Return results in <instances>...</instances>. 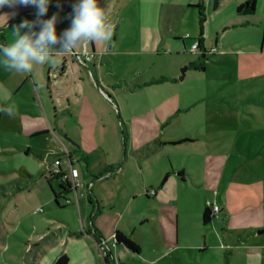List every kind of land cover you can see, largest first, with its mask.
<instances>
[{"label": "rangeland", "instance_id": "1", "mask_svg": "<svg viewBox=\"0 0 264 264\" xmlns=\"http://www.w3.org/2000/svg\"><path fill=\"white\" fill-rule=\"evenodd\" d=\"M196 1L105 0V10L117 15L116 22L111 39L103 43L104 50L92 59L99 84L117 104V124L102 146L97 140H88L95 149L90 169L75 164L84 193L78 207L64 206L60 197L55 205L53 192L59 195L60 182L46 180L55 158L60 157L61 168L68 172L67 153L76 158L73 144L57 131L52 133V124L47 123V134L33 136L25 133L26 122L16 111L13 116L0 114V126L6 129L0 130V264H53L57 255L67 250L70 264H102L108 247L117 264H171L175 260L224 264V250L219 246L233 243L223 240L220 227L210 222L202 228L199 220L209 202L222 207V215L231 209L227 206V187L222 186L225 172L216 195L195 185L188 174L167 183L156 199L151 193L148 199L144 195L145 187L156 188V180L146 176L147 166L154 169L159 166L157 158L162 160L167 155L183 160L187 167L189 156L200 146L185 142L162 148L161 141L168 137H195L212 131L232 134L236 150L239 137L245 135L249 142L254 137L264 144V0L256 1L251 14L237 13L234 0H220L216 11L213 0H202L200 8L192 6ZM51 5L52 16H57L56 27L62 31L69 28L60 2ZM201 35L203 48L192 49L191 44ZM90 61L86 62L88 67ZM106 84L113 93L105 90ZM31 97L27 94L21 101L31 102ZM33 99L41 101V91H34ZM141 120L145 126L140 125ZM237 155L228 153L226 167L242 162ZM105 165L113 171L106 175L110 180L103 181V177L88 190L86 185ZM229 177L228 182L237 179L235 174ZM88 195L95 204L91 220L103 239L101 244L83 233L88 228L95 233L87 218ZM232 195L234 210L251 203L248 193ZM65 197L72 198V193ZM38 208L42 212L34 214ZM164 208L176 219L165 216L170 228H176L177 244L169 252L157 219ZM118 219V228L143 248L142 254L113 247L112 225ZM144 219L148 221L142 222ZM235 236L231 231L229 237ZM197 245H204L207 251L195 263L190 255L197 256V251L190 250ZM240 251H245L242 246L233 249V255L227 256L229 261L239 264L243 258L236 255Z\"/></svg>", "mask_w": 264, "mask_h": 264}, {"label": "crops", "instance_id": "2", "mask_svg": "<svg viewBox=\"0 0 264 264\" xmlns=\"http://www.w3.org/2000/svg\"><path fill=\"white\" fill-rule=\"evenodd\" d=\"M56 1L62 2L67 8V10L63 9L60 4L63 17L67 23L71 25V20L74 15L73 6L77 4L79 0H49L48 6L50 11H47V13L40 19L45 20L44 17H46L47 20L52 17L51 7L53 8V6L51 4ZM234 1V7L236 10V7L240 3L251 0ZM253 1L255 7L257 0ZM97 2L101 8L107 9V3L105 0H97ZM219 4L218 7L213 10L216 11L219 8ZM36 11L37 9L31 5L3 7L0 12V45L11 44L16 38L13 27L19 25L20 22L25 19L29 21L36 20ZM114 14L115 13L109 14V20L113 25L115 24L117 17V15ZM179 19H182V14L179 15ZM36 30H39V25H37ZM2 31L6 32L3 33ZM24 31H26V29L21 30L22 34ZM56 33L57 36L60 37L63 31L56 27ZM198 38H201V46L203 48L204 38L202 35ZM197 39L196 42L198 41ZM103 43L104 42H90L88 43L89 47H87V44L77 47L71 53H57L55 59L58 62L55 65L47 63L37 65L34 66L33 72L28 74L9 72L6 71L2 65H0V108L7 107L6 105L15 106V111L19 113V117L26 122V134L30 133L33 134V136L47 134L49 132L47 123L52 124L53 130H51V132L54 133L57 131L61 136L65 137L73 144L74 148L71 150L76 152V163H82V165H84L87 169H90L92 162L91 154L95 151L88 140H97L100 146H102L106 136L110 134L117 124L115 117V113H117V104L115 105L114 98L110 94L107 95L104 93L102 85L99 84L101 80L99 81L94 60L92 59L90 61L91 67H88L86 65L87 63H81L74 54H81L85 49L95 55L96 52L104 50L103 47L105 45ZM54 47L58 49L59 44ZM51 74H55V77ZM105 88L108 92H114L110 89V85L108 84L105 85ZM37 89L41 91L43 98L41 101H38V103L33 99V92ZM27 94L32 96L31 102H22V98H24ZM104 94H106L107 97H104ZM2 112L3 111H0V114H2ZM154 121V123H156V118ZM140 125L145 126V121L141 120ZM0 130L6 131V129L1 128V126ZM131 135L133 138H137L136 133H131ZM145 138L147 137L145 136ZM182 138H189L192 141L186 142L197 143L200 146L197 147L196 150L193 151V154L189 156L187 167H184L183 160L176 161L174 160V157L169 158L167 155L162 160L161 158H157V160H159V166L154 169L147 166L146 176L147 178H153L156 180V188H153L150 185L147 189L145 187V197L148 199L147 194H150V190H153L154 192L151 193V195L156 199L160 196L162 188L165 187L167 183H175L179 178H185L187 174L191 176L190 178L195 185L199 187L204 186L209 193L216 195L219 194V191H217L219 184H221L219 180L222 173L225 172L227 176L222 186L227 187V206H231V209L229 207L225 214L222 215L221 213L223 212V208L219 207L218 204L215 203L219 207V211L213 215L210 221L213 225L221 228L222 231L220 235H222L224 241L231 244L233 243V246L229 244L219 246V249L224 250V264H234L233 261H229L227 256L231 257L233 255L232 250L239 248L240 246H242L245 251H240L239 254L236 255L240 258L242 256L243 258L239 264H264L263 142L259 141L260 139L256 140L254 137L251 142H249L248 137L245 135L243 137H239L237 144L238 150H236V148H233L232 146V134L227 135V133L206 131L199 133L195 137H168L161 141L160 146L163 148L164 146H176L183 144L185 142L175 145L169 143ZM97 141L95 142L98 143ZM224 145H227V147ZM145 146H148L149 150V144L145 143ZM231 151H234L235 154L238 153L237 156L241 158L242 162L231 164L226 167L228 153ZM145 154L148 155V153ZM108 167L109 165H105L102 171L109 170L110 172L108 174H112L113 171L107 169ZM229 174L232 176L235 174L237 179L232 182H228L230 180V177L228 179ZM165 175H167L166 181L162 186H160V182ZM112 179L113 178H111V180ZM99 180L100 179L97 181ZM107 180H110V178L105 176L103 181ZM97 181H95L92 185H96ZM142 181H145V178L142 177ZM99 187L100 184L95 187L94 193L97 192ZM231 193H248L252 195L249 197L252 199L251 203L246 202L244 207H241L239 210H234L232 206L233 195ZM82 197H84V195ZM87 200V218H89V226L93 228L91 214L94 210L95 204L89 195L87 196ZM95 208L97 213H99L97 199ZM162 212L163 214L157 216V219H159L160 223L163 244L167 248L166 252H169L177 244L174 242L176 228H170L165 221V216L175 222L176 219L172 215L171 210L164 208ZM109 213L115 212L109 211ZM147 221V219H144L142 222ZM199 221L202 228H205L208 225V223L204 224L202 222V212ZM118 224L119 219L113 222L112 229L114 232L115 230L121 231L120 228H118ZM93 231L96 232V229L93 228ZM231 231L236 232V236L233 238L229 237V235H231ZM121 232L124 233V231ZM83 233L91 236L98 244L102 243V237L98 234V239L100 240L99 242L98 239L92 236L89 228ZM113 235L111 237V243L113 247L117 249L116 247L119 245L114 243ZM251 238L255 239L251 240ZM140 248L141 251L137 255L142 254L143 248ZM107 249V263L105 262L102 254V264H117L119 261L116 262L114 255L111 252V248L108 247ZM192 250L197 251V256H193L192 254L190 255L191 259L195 263H198L202 255L206 253L207 248L204 245H197L193 246L190 251ZM69 252V250H67L66 253L62 252L68 257L67 264H70L71 262ZM59 255H57V257ZM185 263L187 264V262ZM171 264L184 263H179L175 260Z\"/></svg>", "mask_w": 264, "mask_h": 264}, {"label": "clouds", "instance_id": "3", "mask_svg": "<svg viewBox=\"0 0 264 264\" xmlns=\"http://www.w3.org/2000/svg\"><path fill=\"white\" fill-rule=\"evenodd\" d=\"M16 5L34 6L37 19L21 21L13 27L15 40L11 44L0 45V65L9 72L28 74L36 65H55L58 62L55 59L57 53H71L90 42L109 41L113 35L109 13L98 5L97 0H79L73 6L70 27L60 37L56 33L55 14L47 20L40 19L48 11L49 0H0V8ZM22 29H26L23 34ZM57 44L58 49L54 47ZM0 111L13 116L15 106L3 107Z\"/></svg>", "mask_w": 264, "mask_h": 264}, {"label": "trees", "instance_id": "4", "mask_svg": "<svg viewBox=\"0 0 264 264\" xmlns=\"http://www.w3.org/2000/svg\"><path fill=\"white\" fill-rule=\"evenodd\" d=\"M219 1L220 0H213V3H212V7L213 9H216L218 7V4H219ZM60 4L62 5V8L67 10V8L65 7V5L60 2ZM192 6H196L198 8H200L202 6V0H197L196 3ZM254 1L251 0V1H245L243 3H240L237 7H236V12L237 13H249L251 14L254 10ZM44 19L46 20V17H44ZM198 44H199V48H202L201 46V38H198ZM203 69V68H202ZM186 141H192L191 139L189 138H182V139H178V140H175V141H171L169 142L170 144H180L182 142H186ZM57 156V155H56ZM110 171L109 170H103L102 172H100L97 176H94L93 177V184L95 181H97L98 179H101L103 177H105ZM166 178H167V175H165L161 182H160V186H162L165 181H166ZM52 179H55L54 177H47L46 180L49 182L50 180ZM60 193L59 195H57L55 192H54V203L55 205L58 206V202H57V198H64L65 194L69 193L70 192V188H69V182H66L64 184H60ZM91 193V191H90ZM64 206H67V205H64ZM213 215L211 213V210L210 208L206 205L205 208L203 209L202 211V222L204 224H207L211 221ZM91 233V232H90ZM81 232L77 233V235H80ZM92 236L95 237L96 239L99 238V235L95 232V233H92ZM99 240V239H98ZM113 240H114V243L119 245V246H122L123 248H126L128 250H130L131 252L133 253H140L141 251V248L140 246L130 238V236L122 233L121 231L119 230H115L114 232V235H113ZM100 242V240H99ZM103 258L105 260V262L107 263V256L106 254L103 255ZM68 263V257L65 253H62L60 254L56 259L55 261L53 262V264H67Z\"/></svg>", "mask_w": 264, "mask_h": 264}, {"label": "built area", "instance_id": "5", "mask_svg": "<svg viewBox=\"0 0 264 264\" xmlns=\"http://www.w3.org/2000/svg\"><path fill=\"white\" fill-rule=\"evenodd\" d=\"M191 48L194 50H199V44L198 41L196 43H193L191 45ZM77 59L85 64L86 62L90 61L93 57V53L86 51L85 49L82 51L81 54H74ZM53 77H55V74H51ZM66 159L68 162V172L63 171L61 168V159L60 157L55 158L53 160V164L48 170V177H54L55 179H58L60 184H64L66 182H69V188L70 193H72V198L65 197L62 199L63 205H76L78 207V201L79 197H82L84 195L83 191L79 192V189L82 190L83 184L79 181V172L75 166L76 158L71 156L70 153H67ZM92 182H90L88 185H86L87 189L89 190L92 186ZM151 193H153V190H150ZM210 210L212 215L216 214L219 211V207L212 202H209L206 204ZM42 212V208H38L34 210V214H38ZM105 253H103L104 255Z\"/></svg>", "mask_w": 264, "mask_h": 264}, {"label": "water", "instance_id": "6", "mask_svg": "<svg viewBox=\"0 0 264 264\" xmlns=\"http://www.w3.org/2000/svg\"><path fill=\"white\" fill-rule=\"evenodd\" d=\"M183 72H184V69L182 70V75L179 77L180 79H182L183 78ZM53 196H54V192H53Z\"/></svg>", "mask_w": 264, "mask_h": 264}]
</instances>
